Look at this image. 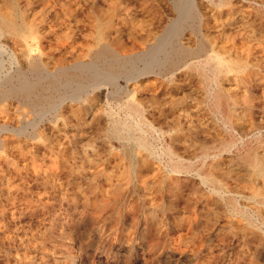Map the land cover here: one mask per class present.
Wrapping results in <instances>:
<instances>
[{
	"label": "rangeland",
	"instance_id": "1",
	"mask_svg": "<svg viewBox=\"0 0 264 264\" xmlns=\"http://www.w3.org/2000/svg\"><path fill=\"white\" fill-rule=\"evenodd\" d=\"M0 1L35 22L0 34V82L29 60L58 70L0 101V264H264V0H195L173 46H210L177 67L135 61L118 86L94 61L104 77L82 91L59 70L92 61L100 15L134 55L179 0Z\"/></svg>",
	"mask_w": 264,
	"mask_h": 264
},
{
	"label": "bare ground",
	"instance_id": "2",
	"mask_svg": "<svg viewBox=\"0 0 264 264\" xmlns=\"http://www.w3.org/2000/svg\"><path fill=\"white\" fill-rule=\"evenodd\" d=\"M72 1V0H71ZM103 1V0H102ZM247 1V0H246ZM252 1V0H251ZM1 2V1H0ZM51 2V1H50ZM52 3V2H51ZM194 3L195 0H179L176 6V16L175 18L161 31L159 35H149V38L146 42V49L140 51L134 55H129L124 53L115 43V37L113 34L117 33V29L112 31V20L110 18H106L104 15L98 17V24L96 33L97 36L95 38L96 49L92 54V61L83 62V61H75L72 64L67 65L66 67L61 68L59 70V76L64 77V81L66 85H76L75 83L82 75L88 74L91 76L90 80H98L104 77V71H106L105 77L103 78L105 81L108 80L110 83L118 86V79L121 78L123 71L131 72L134 74L135 72V61L149 59V63L146 66V69H150L153 65L163 66V67H177L183 60V57L186 55H193L197 51H203L210 46L209 40L206 37H203L200 47L197 49H192L185 45H180L179 47L173 46L174 41L179 39L180 34L182 33L181 28L182 24L187 22L191 14L194 12ZM17 4V3H16ZM19 4V2H18ZM8 5V4H7ZM44 5V4H43ZM46 5V4H45ZM9 6V5H8ZM18 6V5H17ZM263 6V5H262ZM1 7V5H0ZM102 7V6H101ZM244 7V6H243ZM15 7H13L14 9ZM74 8V7H73ZM4 9V8H3ZM12 9V8H11ZM21 9V8H19ZM18 9V10H19ZM87 9V8H86ZM6 10V9H4ZM9 10V8H8ZM102 11L101 9H99ZM98 10V11H99ZM115 10V9H114ZM10 11V10H9ZM14 11V10H13ZM67 11V10H66ZM33 12V11H32ZM68 12V11H67ZM113 12V11H112ZM116 12V11H115ZM119 12V11H118ZM196 12V10H195ZM109 13V12H108ZM107 13V15H108ZM96 14V13H95ZM111 14V13H110ZM29 17V16H26ZM22 14V12H3L0 8V34H11V36H17L20 34L30 33L33 35L35 33L34 21L27 20ZM96 17V15H95ZM193 18V17H192ZM114 20V19H113ZM91 23V22H89ZM38 24V23H37ZM40 26V25H39ZM57 26V25H56ZM41 30V29H40ZM41 32V31H40ZM53 32V31H52ZM38 33V32H37ZM57 33V32H56ZM55 33V35H56ZM183 35V34H182ZM250 35V34H249ZM4 36V35H3ZM58 36V34H57ZM36 37V36H34ZM182 38V37H181ZM18 39V38H17ZM32 38L30 37V40ZM186 39V38H185ZM192 39V38H191ZM16 40V39H15ZM33 40V39H32ZM18 41V40H17ZM29 41V40H28ZM20 42V41H19ZM58 43V42H57ZM17 44V42H16ZM30 44V43H29ZM20 45V44H19ZM176 45V44H175ZM196 46V45H195ZM16 47V45L14 46ZM212 47V46H211ZM66 48V47H65ZM55 49H58L55 47ZM28 52V51H27ZM210 53V52H209ZM23 54V53H22ZM54 54V53H53ZM52 54V55H53ZM51 55V52H50ZM22 56V55H21ZM29 56V55H28ZM54 57V55H53ZM58 57V56H57ZM29 58V57H28ZM33 58L30 57V59ZM40 58V57H39ZM44 58V57H43ZM24 59V58H23ZM42 59V58H41ZM47 59V58H46ZM51 60V58H49ZM45 60V58H44ZM104 61V65H106V70L103 72L97 70L95 68L94 61ZM147 61V60H146ZM24 62V61H23ZM44 62V61H43ZM38 60H29L25 65L24 72L20 73L18 80L15 84H13L9 79H6L4 82H0V101L5 100L11 96L22 95L27 101L31 98L32 94L36 90H38L42 86V82L44 80H49L51 82H57L58 78V70L56 74H49L46 72V61L43 63ZM48 62V61H47ZM216 63L220 64L221 59L215 53L208 54L206 58V63ZM26 63V62H25ZM183 63V62H182ZM49 64V62H48ZM239 64L238 66H240ZM100 66V65H99ZM23 67V66H22ZM137 69V68H136ZM145 69V70H146ZM23 70V69H22ZM50 70V69H49ZM101 70V69H100ZM138 70V69H137ZM21 72V70H20ZM54 72V71H53ZM139 71H137L138 74ZM27 73H31L34 76V79L29 80L27 78ZM30 74V75H31ZM125 74V73H124ZM131 76V74H129ZM142 75V74H141ZM6 77V76H4ZM129 77V76H127ZM202 77V76H201ZM88 79V78H87ZM127 79V78H126ZM62 80V79H61ZM85 80V78H84ZM103 80V81H104ZM130 80V79H129ZM1 81V78H0ZM82 81V80H81ZM102 80L99 81L101 83ZM107 81V83H108ZM128 81V79H127ZM50 82V83H51ZM60 82V81H59ZM47 83V82H46ZM91 83V82H90ZM106 83V82H105ZM133 83V82H132ZM44 84V83H43ZM56 84V83H55ZM93 84V83H92ZM95 84V83H94ZM52 85V84H51ZM54 86V85H53ZM56 86V85H55ZM60 86V85H59ZM78 91L85 90L84 86L76 85ZM73 88V87H72ZM60 89V88H58ZM65 90V89H64ZM49 91V90H48ZM44 92V91H43ZM39 94V92H38ZM74 94V92H73ZM71 94V95H73ZM83 94V93H82ZM75 95H77L75 93ZM49 96V95H48ZM61 96V95H60ZM78 96V95H77ZM19 97V96H18ZM33 97V96H32ZM75 97V96H74ZM80 97V95H79ZM13 98V97H12ZM35 98V97H34ZM73 98V97H72ZM76 98V97H75ZM40 99V98H39ZM67 99V98H65ZM71 99V98H70ZM31 100V99H30ZM52 100V99H51ZM61 100V99H60ZM63 100V99H62ZM73 100H77L74 99ZM25 101V100H24ZM36 101V100H35ZM40 101V100H39ZM44 102V99H42ZM55 101V100H54ZM36 103V102H35ZM76 103V102H75ZM30 104V103H29ZM60 104V103H59ZM70 104V103H69ZM68 104V105H69ZM36 105V104H35ZM38 105V104H37ZM43 105V104H42ZM49 107L52 106V102H48ZM34 106V105H32ZM55 106V104H53ZM52 106V107H53ZM39 108V106H37ZM75 107V106H74ZM40 110V109H39ZM42 111V110H41ZM41 113V112H40ZM44 113V112H42ZM49 115V114H48ZM12 116V115H11ZM21 117V116H20ZM4 121V120H3ZM44 121V120H43ZM25 122V121H24ZM22 123V122H21ZM117 123V122H116ZM115 123V124H116ZM114 124V125H115ZM22 126V125H21ZM122 128V127H121ZM118 125L113 127V132L116 134H120V129ZM5 130V129H4ZM39 130V129H38ZM23 131V129H22ZM126 131V130H125ZM19 133V132H18ZM2 134V133H1ZM10 138V135L8 136ZM23 137V136H22ZM30 137V136H29ZM127 137V136H126ZM5 143V142H4ZM132 144V143H131ZM53 152V151H52ZM57 154V153H55ZM133 156V155H132ZM57 158V156H56ZM138 160V159H137ZM15 171V170H14ZM178 176V175H177ZM176 177V176H175ZM22 178V177H21ZM60 178V177H59ZM203 182H206V179L202 177ZM208 181V180H207ZM59 182V181H58ZM42 183V182H41ZM134 183V182H133ZM12 185V182L9 183L6 189L9 190V187ZM125 194V193H124ZM15 197V196H14ZM117 199V198H116ZM57 200V199H56ZM50 201V200H49ZM123 203V202H122ZM50 206V205H49ZM51 208V207H50ZM123 217V216H122ZM46 226V225H45ZM48 226V225H47ZM57 229V228H56ZM8 232V231H7ZM16 234V233H15ZM39 234V233H38ZM34 241V240H33ZM44 246V245H43ZM63 263V262H62Z\"/></svg>",
	"mask_w": 264,
	"mask_h": 264
}]
</instances>
